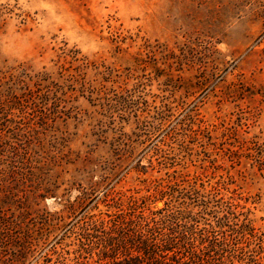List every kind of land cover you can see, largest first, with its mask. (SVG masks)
Instances as JSON below:
<instances>
[{"label":"rangeland","instance_id":"1","mask_svg":"<svg viewBox=\"0 0 264 264\" xmlns=\"http://www.w3.org/2000/svg\"><path fill=\"white\" fill-rule=\"evenodd\" d=\"M157 212L264 264V0H0V264Z\"/></svg>","mask_w":264,"mask_h":264},{"label":"trees","instance_id":"2","mask_svg":"<svg viewBox=\"0 0 264 264\" xmlns=\"http://www.w3.org/2000/svg\"><path fill=\"white\" fill-rule=\"evenodd\" d=\"M161 214L162 212L154 213L151 218L129 217L120 223L114 221L113 228L109 231L102 230L100 235L87 233V240L92 238L97 241L95 248L99 252L96 263L198 264L193 259L199 260L200 256L191 247L186 248L185 244L179 243L181 238L174 236L176 231H164L166 225L173 223L172 220L176 217L172 214ZM158 215L160 216L157 218ZM180 234L183 240L185 236Z\"/></svg>","mask_w":264,"mask_h":264}]
</instances>
